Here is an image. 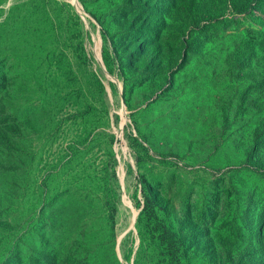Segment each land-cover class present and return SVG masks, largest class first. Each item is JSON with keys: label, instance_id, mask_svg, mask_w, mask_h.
Masks as SVG:
<instances>
[{"label": "rangeland", "instance_id": "1", "mask_svg": "<svg viewBox=\"0 0 264 264\" xmlns=\"http://www.w3.org/2000/svg\"><path fill=\"white\" fill-rule=\"evenodd\" d=\"M77 2L0 0V264H264V0Z\"/></svg>", "mask_w": 264, "mask_h": 264}, {"label": "trees", "instance_id": "2", "mask_svg": "<svg viewBox=\"0 0 264 264\" xmlns=\"http://www.w3.org/2000/svg\"><path fill=\"white\" fill-rule=\"evenodd\" d=\"M250 9H251V3H249L246 6V9L243 12L248 13ZM263 130L264 127L259 128L256 133L257 136L260 135L263 132ZM144 198H145V204L143 207V213H145V215L147 216L156 217V206H157L156 200L150 194H145ZM156 226H157V231L160 232L161 240L166 242L170 248H177L180 245L181 240L176 233H174L167 226L163 225L160 222H157Z\"/></svg>", "mask_w": 264, "mask_h": 264}, {"label": "water", "instance_id": "3", "mask_svg": "<svg viewBox=\"0 0 264 264\" xmlns=\"http://www.w3.org/2000/svg\"><path fill=\"white\" fill-rule=\"evenodd\" d=\"M68 1L73 5V3H72L70 0H68ZM77 1H78V0H77ZM79 4H80V3H79ZM80 6H81V5H80ZM74 8H75L76 12L80 15V12L78 11V9H77L75 6H74ZM81 9H82V15H81V16H82V18H83V20H84V22H85L87 28H90V24H89V22H88V20H87V18H86V13L84 12L82 6H81ZM97 46H98V48L100 49V48H101V43H100V42H97V41L94 39L93 51H94L95 58H96L97 62L101 65L103 71H104L105 73H107V71H106V69H105V67H104V65H103V63H102V61H101V54H99V56H98L97 54H95V53H96V48H97ZM107 74H108V73H107ZM108 75H109V74H108ZM109 76H110V75H109ZM110 77H111V76H110ZM135 217H136V214L134 215L133 223H134V221H135Z\"/></svg>", "mask_w": 264, "mask_h": 264}, {"label": "bare ground", "instance_id": "4", "mask_svg": "<svg viewBox=\"0 0 264 264\" xmlns=\"http://www.w3.org/2000/svg\"><path fill=\"white\" fill-rule=\"evenodd\" d=\"M72 3H73V5L78 9V11L80 12V13H82V9H81V6L78 4V2H77V0H70ZM99 54H100V51L97 53V55L99 56Z\"/></svg>", "mask_w": 264, "mask_h": 264}]
</instances>
